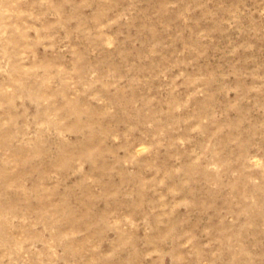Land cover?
I'll return each instance as SVG.
<instances>
[{
  "label": "rangeland",
  "instance_id": "1",
  "mask_svg": "<svg viewBox=\"0 0 264 264\" xmlns=\"http://www.w3.org/2000/svg\"><path fill=\"white\" fill-rule=\"evenodd\" d=\"M0 264H264V0H0Z\"/></svg>",
  "mask_w": 264,
  "mask_h": 264
}]
</instances>
